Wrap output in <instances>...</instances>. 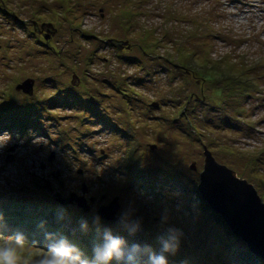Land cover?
I'll return each mask as SVG.
<instances>
[{"label": "rangeland", "instance_id": "1", "mask_svg": "<svg viewBox=\"0 0 264 264\" xmlns=\"http://www.w3.org/2000/svg\"><path fill=\"white\" fill-rule=\"evenodd\" d=\"M0 142V212L46 222L32 238L61 229L87 248L56 219L84 212L58 200L122 205L139 188L136 239L159 249L165 207L183 232L171 264H260L199 186L207 148L264 203V0H0Z\"/></svg>", "mask_w": 264, "mask_h": 264}, {"label": "clouds", "instance_id": "2", "mask_svg": "<svg viewBox=\"0 0 264 264\" xmlns=\"http://www.w3.org/2000/svg\"><path fill=\"white\" fill-rule=\"evenodd\" d=\"M35 143L39 145L40 141L37 139ZM7 146L8 142H0V152ZM140 166L143 167L142 162ZM96 178L103 179L100 169H97ZM115 181L118 190L129 184L128 177L119 173ZM77 195L89 200L88 195L82 192ZM146 196L142 189H136L134 195L122 201L121 210L111 224L100 214L101 207L107 206L111 199L91 202L89 211L81 214L75 224L65 209L58 210L57 222L74 236L87 240V248L61 229L45 232L43 240L32 238L22 231L11 229L8 216L0 212V264H171L170 258L179 253L183 238L182 231L167 227L173 215L171 208L165 207L160 213V225L164 232L159 237L158 250L136 239L144 232V220L137 212ZM180 196L181 193L175 192L169 198L179 199ZM46 226L44 221L36 224L37 229Z\"/></svg>", "mask_w": 264, "mask_h": 264}, {"label": "water", "instance_id": "3", "mask_svg": "<svg viewBox=\"0 0 264 264\" xmlns=\"http://www.w3.org/2000/svg\"><path fill=\"white\" fill-rule=\"evenodd\" d=\"M34 28L35 32L43 35L47 41L55 36L57 31L52 24L40 26L34 23ZM113 44L119 50H124L126 47V43L118 41ZM33 85L34 81L28 80L19 85L17 91L31 96ZM204 156V171L200 176V195L213 212L222 217L233 235L240 238L255 257L264 261V203L253 186L237 178L227 167L218 164L207 148ZM12 160L11 158L8 162ZM193 170H196L195 165ZM83 193H86V190ZM58 202L63 206L76 203L84 213L89 211L87 201L76 195H72L68 201L59 199ZM120 209L121 205L116 199L114 203L101 207L100 214L107 223H114Z\"/></svg>", "mask_w": 264, "mask_h": 264}, {"label": "trees", "instance_id": "4", "mask_svg": "<svg viewBox=\"0 0 264 264\" xmlns=\"http://www.w3.org/2000/svg\"><path fill=\"white\" fill-rule=\"evenodd\" d=\"M36 23V22H35ZM186 67V66H183ZM20 214V213H19ZM26 214V213H24ZM12 219H13V227L16 229H27L29 227H36V224L39 223L40 221L36 218H32L29 216H25L23 214L17 215L13 217V213L10 214ZM15 221L19 222L20 224L16 223ZM49 227H45V230H48ZM51 230V229H50ZM37 232V231H36ZM39 233V232H37Z\"/></svg>", "mask_w": 264, "mask_h": 264}, {"label": "bare ground", "instance_id": "5", "mask_svg": "<svg viewBox=\"0 0 264 264\" xmlns=\"http://www.w3.org/2000/svg\"><path fill=\"white\" fill-rule=\"evenodd\" d=\"M23 94H25V93H23ZM27 95V94H26ZM224 221V220H223ZM225 223V222H224ZM226 224V223H225Z\"/></svg>", "mask_w": 264, "mask_h": 264}]
</instances>
